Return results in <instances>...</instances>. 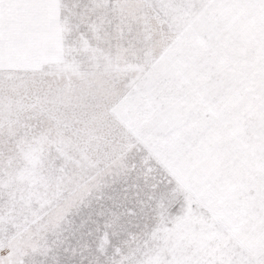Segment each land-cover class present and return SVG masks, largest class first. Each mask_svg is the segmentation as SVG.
I'll return each mask as SVG.
<instances>
[{"label":"snow or ice","instance_id":"1","mask_svg":"<svg viewBox=\"0 0 264 264\" xmlns=\"http://www.w3.org/2000/svg\"><path fill=\"white\" fill-rule=\"evenodd\" d=\"M60 5L62 18L71 21L73 45L84 50L101 45L116 55L93 57L78 83L61 87L46 102L48 118L35 122L33 135L57 126L65 107L100 109L112 125L119 124L100 138L104 150L95 164L78 175H61L68 187L52 212V231L39 246L37 264H264V0H60ZM53 6L54 0H0L5 88L14 75L9 65L43 55L35 36L40 13ZM216 29L257 45L256 55L243 64L228 51L223 57L243 85L245 119L254 117L255 129L228 144L217 142L205 124L194 161L203 183L185 194L158 162L154 138L170 125L191 129L194 116L184 97L163 94L162 84L184 73L185 43ZM155 44L163 54L153 57ZM125 58L142 67L121 79ZM6 99H0V108L6 109ZM0 264H12V258Z\"/></svg>","mask_w":264,"mask_h":264},{"label":"rangeland","instance_id":"2","mask_svg":"<svg viewBox=\"0 0 264 264\" xmlns=\"http://www.w3.org/2000/svg\"><path fill=\"white\" fill-rule=\"evenodd\" d=\"M40 16L35 40L43 55L30 54L9 65L7 71L14 75L7 88L0 83V99L7 97L6 109L0 108V259L12 258V264H37L42 259L39 246L52 231V212L68 187L61 175H78L85 165L95 164L104 150L100 138L111 135L119 124L112 125L100 109L65 107L58 111L57 126H45L33 135L35 122L48 118L46 102L61 87L78 83L94 63L93 57L116 55L101 45L93 44L88 50L73 45L71 21L62 18L60 0ZM225 51L243 64L256 55L257 45L220 29L202 32L184 45V73L163 80V94L184 97V107L194 116L191 129L170 125L154 138L158 162L185 194L203 183V170L194 161L208 131L205 124L213 128L217 142L228 144L255 129V118L245 119L243 85L224 63ZM162 54V46L153 45L151 56ZM121 63L125 65L121 79L137 75L142 67L126 58ZM130 115L135 118L138 112ZM46 210L49 219L44 221ZM201 213L211 215L207 208ZM114 239L120 243L118 236Z\"/></svg>","mask_w":264,"mask_h":264}]
</instances>
